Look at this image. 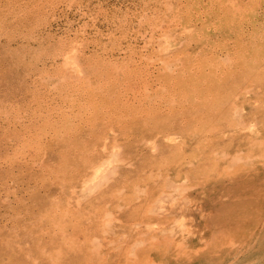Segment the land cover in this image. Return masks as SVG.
Wrapping results in <instances>:
<instances>
[{
  "label": "bare ground",
  "instance_id": "obj_1",
  "mask_svg": "<svg viewBox=\"0 0 264 264\" xmlns=\"http://www.w3.org/2000/svg\"><path fill=\"white\" fill-rule=\"evenodd\" d=\"M164 1L166 11L177 6ZM195 3L181 16L185 24H177L178 13L167 14L176 24L169 30L158 23L160 12L149 23L159 31L156 48L140 54L146 70L125 88L132 94L124 107L140 125L133 120L124 133L110 116L90 120L87 113L74 121L72 112L58 125L62 138L82 132L93 141L74 182L60 185L55 198V216L61 209L67 217L66 225L57 224L50 252L59 264L73 255L77 264H238L236 255L247 264L252 249L259 251L252 263L264 264V0ZM73 50L64 54L66 74L73 88L86 89L89 73L104 65ZM109 92L101 89L102 98ZM101 100L89 102L90 110ZM144 146L150 149L146 157ZM175 154L185 156L182 170L165 159ZM139 168L146 169L140 170L145 178ZM32 238L24 234L23 252L37 264L27 244H43ZM74 247L73 254L66 252Z\"/></svg>",
  "mask_w": 264,
  "mask_h": 264
},
{
  "label": "rangeland",
  "instance_id": "obj_2",
  "mask_svg": "<svg viewBox=\"0 0 264 264\" xmlns=\"http://www.w3.org/2000/svg\"><path fill=\"white\" fill-rule=\"evenodd\" d=\"M166 1L172 4V9L177 4L176 8L166 11L164 0H0V264H32L31 257H24L23 250L27 248L23 243L25 233L34 237L32 241L36 238L42 240L41 245L47 247L38 249L34 246L36 240L30 243L29 239L28 252L36 258L37 264H53L54 261L59 264L58 258L54 260L50 252L57 244L54 233H58L57 224L66 225L67 217L61 209L55 216V198L60 185L67 188L74 182L77 177L75 171L88 157L93 141L88 136L82 137V132L80 137L79 133L71 135L70 141L62 138L58 125L68 121L66 119L72 113L74 121L87 113L93 115L88 117L90 120L110 116L109 121L114 128L126 131L124 133L130 132L128 127L133 120L137 125L141 124L135 112H127L124 107L126 96L132 94L131 89L125 88L133 84L134 76H140L138 73L146 70L147 61L141 59L140 54L156 48L159 31L152 28L151 19L160 12L158 23L170 30L176 24L167 14L178 13L177 24H185L181 16L187 7L196 6L193 4L196 0ZM178 7L180 10H176ZM71 45L73 49L76 47V51ZM69 48L75 51L71 52L72 55L88 56L96 65H104L98 68V74L89 73L93 84L86 89L73 88L71 77H67L64 61L69 56ZM106 60L112 63L105 65ZM103 70L107 74L102 75ZM103 76L106 82L101 80ZM105 87L110 91L106 100L101 93ZM97 97L102 102L91 108L95 110L92 113L89 102H96ZM139 97L136 96L137 99ZM95 124H89V129L93 130ZM111 142L106 146L107 152L112 151ZM142 149L145 157L150 154L149 147ZM165 159L176 170H182L186 165L185 156L181 154L169 155ZM171 160L175 161L172 163ZM254 160L257 162L259 158ZM33 162H39L41 168L40 165L34 166ZM227 163L229 161L225 160L224 164ZM166 167L167 164H163L162 175L166 174ZM143 168L137 169L136 173L145 178L140 172L146 171ZM262 230L264 226H261ZM232 237L238 240L237 236ZM67 250L73 254L75 247ZM189 250L185 252L193 258ZM253 252L259 251L252 249L247 252L245 263L253 264L256 258ZM236 257L238 264H242L243 257ZM70 258V261L62 262L77 264L74 263V255Z\"/></svg>",
  "mask_w": 264,
  "mask_h": 264
}]
</instances>
